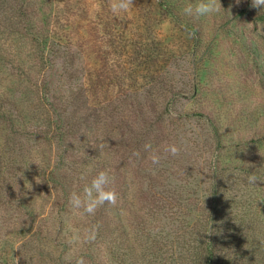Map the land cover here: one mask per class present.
Returning a JSON list of instances; mask_svg holds the SVG:
<instances>
[{
  "label": "trees",
  "instance_id": "obj_1",
  "mask_svg": "<svg viewBox=\"0 0 264 264\" xmlns=\"http://www.w3.org/2000/svg\"><path fill=\"white\" fill-rule=\"evenodd\" d=\"M190 2L134 0L114 14L112 0H42V13L29 10L33 69L52 66L45 41L65 31L67 94L34 81L32 121L2 116L0 264H68L74 235L84 242L72 256L86 264H264V155H254L264 144V6L220 0L218 14L193 19ZM75 37L94 55L76 84ZM101 170L116 204L73 212L70 194Z\"/></svg>",
  "mask_w": 264,
  "mask_h": 264
},
{
  "label": "rangeland",
  "instance_id": "obj_2",
  "mask_svg": "<svg viewBox=\"0 0 264 264\" xmlns=\"http://www.w3.org/2000/svg\"><path fill=\"white\" fill-rule=\"evenodd\" d=\"M34 6L39 13H42L44 8L42 0H0V144L3 134L2 116L11 119L18 127L32 121L34 81L47 83L54 94H67V91H64L66 85L61 71L64 30L61 32L56 29L52 37L45 41L47 46L55 49L51 57L52 66L46 64L37 70L31 66L30 36L25 33L24 23L27 22L29 10ZM163 29L167 31L170 25H164ZM81 33L84 37L87 36L82 30ZM74 39L75 42L71 39L70 49L74 58L73 68L79 75L76 84L85 78L86 69L94 60V55L89 54L80 45L79 40L76 42V37ZM185 103L183 101L178 108L185 109ZM254 155L257 157L264 155V144L258 145Z\"/></svg>",
  "mask_w": 264,
  "mask_h": 264
},
{
  "label": "clouds",
  "instance_id": "obj_3",
  "mask_svg": "<svg viewBox=\"0 0 264 264\" xmlns=\"http://www.w3.org/2000/svg\"><path fill=\"white\" fill-rule=\"evenodd\" d=\"M134 6V0H112L111 10L114 14L127 13ZM264 6V0H252V7L259 8ZM222 7L220 0H196L195 3H189L183 12L186 16L193 19L207 18L218 14ZM145 151L148 153V159L153 165L160 163L159 153L152 148L150 144H146ZM165 151L173 156L179 154L180 149L175 145H169ZM82 180H86L85 175H81ZM247 184L255 186L260 182V178L256 172L249 174L246 177ZM112 179L107 170L97 172L89 182H87L80 192H73L70 194L68 204L73 212L81 213L83 215L93 216L97 210L105 204L115 205L117 201V194L111 189L110 185ZM211 228V226H210ZM210 230V229H209ZM91 233H89L86 240H90ZM84 242L79 236L70 237L68 243L70 250L66 255L68 264H86L84 257L73 258L71 246Z\"/></svg>",
  "mask_w": 264,
  "mask_h": 264
}]
</instances>
